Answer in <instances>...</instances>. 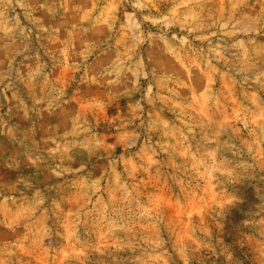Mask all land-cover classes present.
Listing matches in <instances>:
<instances>
[{"label":"clouds","instance_id":"9594fccd","mask_svg":"<svg viewBox=\"0 0 264 264\" xmlns=\"http://www.w3.org/2000/svg\"><path fill=\"white\" fill-rule=\"evenodd\" d=\"M0 264H264V0H0Z\"/></svg>","mask_w":264,"mask_h":264}]
</instances>
